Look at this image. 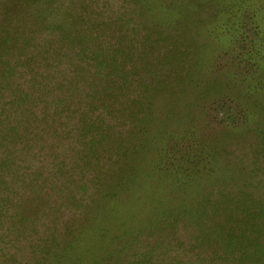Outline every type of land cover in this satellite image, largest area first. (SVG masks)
Instances as JSON below:
<instances>
[{"label": "rangeland", "instance_id": "1", "mask_svg": "<svg viewBox=\"0 0 264 264\" xmlns=\"http://www.w3.org/2000/svg\"><path fill=\"white\" fill-rule=\"evenodd\" d=\"M0 121L2 264H230L233 203L264 264V0H0Z\"/></svg>", "mask_w": 264, "mask_h": 264}, {"label": "trees", "instance_id": "2", "mask_svg": "<svg viewBox=\"0 0 264 264\" xmlns=\"http://www.w3.org/2000/svg\"><path fill=\"white\" fill-rule=\"evenodd\" d=\"M49 33L53 34L55 32H60V35L65 38V40L69 41V44H74L75 45V40L77 39V34L76 32L72 31L71 29H67L60 23H48L47 25ZM85 48H83L82 51H84ZM114 51L120 53L122 50L121 49H113ZM85 52V51H84ZM83 52V53H84ZM74 78L70 81L68 86L72 88L76 82L75 80V74L73 75ZM78 78V77H77ZM76 78V79H77ZM152 90L157 91L155 89V86H152ZM172 88L171 86H167L166 90L170 91ZM108 95L106 97V100L103 101V104L105 107H108L110 105L108 102H110L114 96L117 95V93L112 92L111 89H108ZM18 99L11 102L12 107L17 108L20 107L23 103H26L25 100L21 97H17ZM130 104H132L131 112L130 115H134L136 111H141L142 110V104L141 101L137 99H132ZM133 109V111H132ZM99 122L103 121L101 119L96 120ZM2 123V121H0ZM94 124H87L85 127H87V130H84L85 133H89L91 135V138H95L97 134H100L99 132V127H93ZM93 127V128H91ZM1 128V127H0ZM10 130L7 133H4L3 136H0V143L3 141H8V139L13 138V133L15 136L14 128H9ZM1 132V129H0ZM93 132V133H91ZM2 134V133H1ZM2 146V144H0ZM6 149V146H5ZM6 154L3 158H0V218L2 223L6 222L4 220L3 222V217L4 213L7 212V205L4 206L2 204H5L6 201L9 199V192L12 184H14L16 179L17 174L15 175L14 171L11 169L13 167V162L11 160L10 155ZM73 198V197H72ZM74 200V199H73ZM234 206V209H230L228 213V218L222 221H219V224L217 225V231L215 234L219 237V240L222 244L223 251L221 252V259L223 262L225 261H230V264H252L255 263L257 257L260 255L261 250L256 247H253L250 243V233L248 232L249 229L247 228V225L249 221L252 218V208L250 207H244L240 213V215H237L235 213V209L238 210L239 205L237 204H232ZM230 206V205H229ZM228 206V207H229ZM230 208V207H229ZM22 216L19 214V212L13 213L9 216V220H11V226L9 225L7 227L8 230H12L13 228H19L17 225L18 222H20V226L24 224V221H22ZM24 217V216H23ZM17 222V223H16ZM9 223V222H8ZM5 229V228H4ZM2 239L0 238V244H1ZM256 246V245H254ZM0 249H2L0 245ZM0 255V259H1ZM198 261H200L202 264L204 263V260L200 258V254H197L195 256ZM199 262V263H200ZM2 264V262H0ZM193 264V263H189Z\"/></svg>", "mask_w": 264, "mask_h": 264}]
</instances>
